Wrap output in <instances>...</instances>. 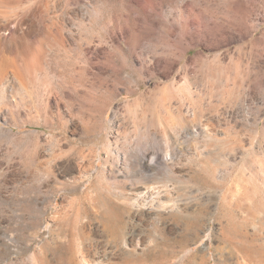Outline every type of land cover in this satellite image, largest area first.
Segmentation results:
<instances>
[{"label": "rangeland", "instance_id": "374dc122", "mask_svg": "<svg viewBox=\"0 0 264 264\" xmlns=\"http://www.w3.org/2000/svg\"><path fill=\"white\" fill-rule=\"evenodd\" d=\"M48 1L66 43L31 39L22 83L0 80V264H264V6Z\"/></svg>", "mask_w": 264, "mask_h": 264}, {"label": "bare ground", "instance_id": "6f19581e", "mask_svg": "<svg viewBox=\"0 0 264 264\" xmlns=\"http://www.w3.org/2000/svg\"><path fill=\"white\" fill-rule=\"evenodd\" d=\"M35 1V0H34ZM57 1V0H56ZM65 1V6L66 7H70L71 3L74 1H78V0H63V2ZM28 2V1H27ZM50 1L45 0L41 3H35L33 6H30L29 8H22L21 7V2L20 0H0V80H3L5 78H7L9 75H13L16 78H18L20 80V82L22 83V78L24 75V72L30 68L29 66V60L32 59V56L34 57V55L36 54V52L34 51V41H31V39L33 38H37L39 36L45 35L47 37L49 36H53L52 31L55 30V34H56V40H60L61 43L65 42V37H64V32H63V27L62 25L58 27H55L53 24L51 26H49V23L46 24L45 21H47V14H49V3ZM58 2V1H57ZM62 2V0H61ZM226 2L230 3L232 6H234V8L238 11L241 12L245 15H252L253 9L255 7H257L258 4H262L264 6V0H226ZM31 3V2H29ZM52 5V4H50ZM55 5V4H54ZM61 6V5H60ZM27 7V6H26ZM53 7V6H52ZM68 9V8H67ZM62 10V9H61ZM49 11V12H48ZM76 13H82L84 10H76L74 8L73 10ZM55 13V12H54ZM63 13V12H62ZM249 13V14H248ZM52 14V13H51ZM84 14V13H83ZM54 15V14H53ZM82 15V14H81ZM58 16V15H57ZM62 19V18H61ZM250 19V18H249ZM251 21V19L249 20ZM49 22V21H48ZM51 23H53L51 21ZM62 24V23H60ZM56 25V24H55ZM203 27V23L201 21H196V20H192L190 22H187V25L185 27V29L182 31L183 35H185L186 39L184 40L185 43L183 44L184 47V52L179 55L178 59L175 60V64H177L181 59L185 58L186 54L188 53L189 49L193 46V37H204V35L206 34V30H203V34L199 35V33H201V28ZM257 28V25H250L248 30L249 33H251L252 31H254ZM53 32V33H54ZM222 32H218L217 36H221ZM52 34V35H51ZM68 36V35H67ZM70 36V35H69ZM55 37V36H53ZM49 41V40H48ZM257 44L262 47L261 49V56L259 58V62L262 61V58L264 56V33L262 34V37L258 38L257 40ZM53 43V42H52ZM57 43V42H56ZM66 43V42H65ZM40 48V47H39ZM216 62V61H215ZM214 65V64H213ZM199 74L202 73V75L206 74L208 71L212 70V68L214 66H206L205 64H199ZM214 70V68H213ZM201 75V74H200ZM207 75V74H206ZM176 83H172L171 85H169L168 87H166V92L168 95H175V94H179L178 90L175 88ZM137 101V100H136ZM160 102V101H159ZM136 103V102H135ZM133 105V104H132ZM129 106V105H128ZM127 106V107H128ZM130 107V106H129ZM153 107V106H152ZM154 108V107H153ZM161 108V106H160ZM154 110V109H153ZM155 111V110H154ZM134 112V111H133ZM161 112V111H160ZM135 114V113H134ZM141 114V113H140ZM149 114V113H148ZM158 114V113H157ZM154 115V114H153ZM163 115V114H162ZM157 116V115H155ZM161 116V114H160ZM146 117V116H145ZM150 117V116H149ZM164 118V116H162ZM134 118V117H133ZM127 119V118H126ZM150 120V119H149ZM163 120V119H162ZM134 121V120H133ZM132 121V122H133ZM140 121V120H139ZM143 121V120H142ZM146 121V120H145ZM161 121V118L159 117V115L153 119L150 120L151 123L153 124H158V122ZM169 121V120H168ZM141 122V121H140ZM148 122V121H147ZM164 122H165V118H164ZM139 123V122H138ZM145 123V122H144ZM136 124V122H135ZM140 124V123H139ZM142 124V123H141ZM146 124V123H145ZM143 125V124H142ZM151 125V124H150ZM138 126V125H137ZM139 127V126H138ZM137 127V129H138ZM147 127V126H146ZM150 127V126H149ZM140 128V127H139ZM160 128V127H159ZM162 128V127H161ZM148 129V128H147ZM146 129V130H147ZM167 129V128H166ZM144 130V129H143ZM169 130V128H168ZM172 130V129H171ZM170 130V131H171ZM146 132V131H145ZM150 133V132H149ZM176 133V132H175ZM143 134H145L143 132ZM150 135V134H149ZM168 135V134H167ZM171 135V134H170ZM169 135V136H170ZM149 137V136H148ZM152 137V136H151ZM174 137V136H172ZM154 138V137H153ZM264 139V138H263ZM153 140V139H151ZM164 140V139H163ZM169 140L166 139V141ZM165 141V140H164ZM163 141V142H164ZM153 142V141H152ZM151 142V143H152ZM155 142V140H154ZM170 142V141H169ZM175 142V141H174ZM172 143V142H171ZM166 144H170L167 143ZM151 145V144H150ZM154 145V143H153ZM165 145V143L163 144ZM171 145V144H170ZM169 145V146H170ZM167 146V145H166ZM165 146V147H166ZM153 147V146H152ZM151 147V148H152ZM168 147V146H167ZM149 149V147H147ZM172 148V147H171ZM141 149V148H140ZM169 149V148H168ZM146 150V149H145ZM167 151V149H164ZM174 150V149H173ZM147 151V150H146ZM153 151V150H151ZM144 152V151H143ZM154 152V151H153ZM158 152V151H157ZM173 152V151H171ZM156 153V152H155ZM165 153V152H164ZM169 152H167L166 156H164V158L162 159V157H158L159 155L153 154L150 155V160L149 163L142 164L141 161V166L142 168L145 169V167H155L156 165L162 164L164 162V165L166 161L172 159L170 158L168 155ZM144 154V153H143ZM142 154V155H143ZM147 154V152L145 153V155ZM158 154V153H157ZM161 154V153H160ZM148 155V154H147ZM146 155V156H147ZM165 155V154H164ZM171 155V154H170ZM108 156V155H107ZM143 157L145 158V156L143 155ZM173 158H175L173 156ZM136 159V158H135ZM134 159V160H135ZM107 161V160H106ZM136 161V160H135ZM127 162H125L126 164ZM140 163V162H139ZM170 163V162H168ZM115 166H117L116 163H114ZM138 165V164H137ZM127 166V165H125ZM134 166V165H133ZM123 168V167H122ZM73 166L72 164H67V171L65 172V174H69L72 170H73ZM92 169V168H91ZM127 169V167H126ZM164 169V168H163ZM141 172V169H139ZM138 170V171H139ZM74 171V170H73ZM128 171V170H127ZM166 171V170H165ZM170 171V170H169ZM115 172V171H113ZM116 172L118 174H121L122 171L118 168H116ZM135 172V171H134ZM139 172V173H140ZM155 172V171H154ZM131 173V172H130ZM138 173V174H139ZM145 173V172H144ZM170 173V172H169ZM167 174V173H166ZM134 176V175H133ZM138 176V175H137ZM143 176V175H142ZM154 176V175H153ZM129 177V176H128ZM140 177V176H139ZM149 177V176H148ZM152 177V176H150ZM153 178V177H152ZM138 180V179H137ZM147 180V179H146ZM153 180V179H152ZM155 180V179H154ZM153 180V181H154ZM152 182V181H151ZM138 183V182H137ZM143 183V181H142ZM156 182H154L155 185ZM152 184V183H151ZM143 186V185H142ZM150 186V185H149ZM148 186V187H149ZM147 187V185H146ZM147 187V188H148ZM152 187V186H150ZM157 187V184H156ZM142 188V187H141ZM153 189V188H152ZM132 190V189H131ZM151 190V189H150ZM156 190V189H155ZM158 190V189H157ZM137 191V190H136ZM147 191V190H145ZM154 191V190H153ZM138 192V191H137ZM140 192V191H139ZM159 192V190H158ZM136 193V192H135ZM160 193V192H159ZM124 194V193H123ZM138 194V193H137ZM153 194V193H152ZM158 194V193H157ZM160 195V194H159ZM158 195V196H159ZM140 196V195H138ZM154 197V196H153ZM157 197V195H156ZM130 198V197H129ZM136 198V197H135ZM141 199V198H140ZM151 199V198H150ZM94 200V199H93ZM139 200V199H138ZM82 201V200H81ZM135 201V200H134ZM152 201V200H151ZM90 202V201H89ZM88 202V203H89ZM91 204V203H90ZM158 204V203H157ZM92 206V205H91ZM138 206V205H137ZM156 206V205H155ZM144 207V206H143ZM92 208L90 207V210L87 211V214L90 216L92 215ZM164 209V207H163ZM95 210V209H94ZM145 210V209H144ZM150 211V210H149ZM106 219V218H105ZM88 220V219H87ZM89 220L92 222V217L91 219L89 218ZM99 222L103 223L104 225H106L103 220L98 219ZM109 222V221H107ZM90 223V222H89ZM105 227V226H104ZM135 227V226H134ZM124 227L121 226L119 229H123ZM118 229V228H117ZM117 234V232L115 233ZM130 237L127 240L123 241L122 247H123V253L127 254L128 251L131 249L132 246H134L132 243V239L131 237L133 236V233H130ZM128 237V236H127ZM111 238V237H110ZM138 239V238H137ZM138 241V240H137ZM206 248V247H205ZM84 250V248H83ZM86 250V249H85ZM122 250V249H121ZM88 252V251H86ZM84 253V252H83ZM82 253V254H83ZM87 254V253H85ZM82 257V256H81ZM87 257V255H86ZM103 259H105V256H102ZM99 259L96 261H90L89 264H107L106 261H103V259ZM83 259V257H82ZM87 262V261H86ZM89 262V261H88Z\"/></svg>", "mask_w": 264, "mask_h": 264}]
</instances>
